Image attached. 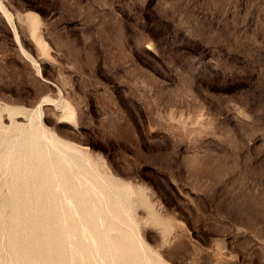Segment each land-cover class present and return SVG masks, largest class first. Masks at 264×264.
I'll return each mask as SVG.
<instances>
[{
	"label": "rangeland",
	"instance_id": "rangeland-1",
	"mask_svg": "<svg viewBox=\"0 0 264 264\" xmlns=\"http://www.w3.org/2000/svg\"><path fill=\"white\" fill-rule=\"evenodd\" d=\"M0 264H264V0H0Z\"/></svg>",
	"mask_w": 264,
	"mask_h": 264
},
{
	"label": "bare ground",
	"instance_id": "bare-ground-1",
	"mask_svg": "<svg viewBox=\"0 0 264 264\" xmlns=\"http://www.w3.org/2000/svg\"><path fill=\"white\" fill-rule=\"evenodd\" d=\"M71 200H72V199H71ZM71 200H70V201H71ZM72 203H74V202H72ZM75 206H76V205H75Z\"/></svg>",
	"mask_w": 264,
	"mask_h": 264
}]
</instances>
